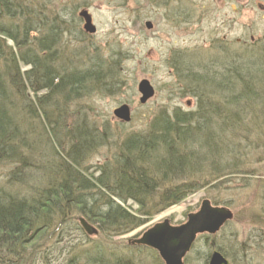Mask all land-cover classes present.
<instances>
[{
    "label": "trees",
    "instance_id": "16d2710c",
    "mask_svg": "<svg viewBox=\"0 0 264 264\" xmlns=\"http://www.w3.org/2000/svg\"><path fill=\"white\" fill-rule=\"evenodd\" d=\"M54 5L58 0H0V165H10L5 174L7 183L0 184V264H51L36 241L49 234L58 212L63 218L64 210L72 207L87 221L95 220L100 234L107 238L76 248L63 264H163L151 248L110 240L147 221L150 212L144 211L147 206L142 199L148 196L149 200L156 189L162 188L159 183L166 184L157 198L168 201L163 208L189 192V188L183 190L184 185H168L186 169L197 168L201 159L206 162L210 156L214 158L210 145L214 149L215 142L225 143L228 132L240 135L241 141L251 134L254 140L264 136V42L246 46L240 42L231 45L229 40V48L233 49L217 47L213 53L209 50L206 59H211L218 69H211V63L206 62L203 72L195 74L187 69L183 74L184 80L191 78L195 82L191 93L205 108H176L172 114L155 120L151 127L158 130L151 136L124 141L127 156L120 162L119 171L109 175L102 168L101 174L92 178V174L82 171L80 160L93 146L88 143L97 136L84 128L63 132L59 116L56 118L50 107L54 102L52 93L77 90L87 77L99 75L90 68L82 72L57 65L61 27L65 16L74 11L65 5ZM63 62L71 65L72 61ZM24 66L27 68L22 70ZM27 90L34 93L33 98ZM209 111L214 115H207ZM36 117L41 118L44 135L34 139L30 126ZM195 139L209 148H196L199 143ZM66 141L70 145L64 149ZM151 146L157 156L148 163L141 154L133 161L128 158L139 148ZM230 147L235 152L242 145L237 150L235 144ZM224 148L227 150V146ZM238 156L235 153L237 166ZM39 166H43V172L37 183ZM57 174L59 182L52 178ZM33 180L36 183L30 187ZM20 184L29 185L31 191L23 195ZM110 184L118 186V190L111 189ZM128 199L139 204L143 218L124 207Z\"/></svg>",
    "mask_w": 264,
    "mask_h": 264
},
{
    "label": "rangeland",
    "instance_id": "374dc122",
    "mask_svg": "<svg viewBox=\"0 0 264 264\" xmlns=\"http://www.w3.org/2000/svg\"><path fill=\"white\" fill-rule=\"evenodd\" d=\"M62 5L74 13L65 16L61 27L63 35L58 43L61 59L57 65L64 70L72 66L82 72L90 68L99 75V79L87 77L77 90H57L52 93L51 99L55 103L50 108L55 111L56 118L59 116L63 132L84 128L97 136L94 142L88 143L93 146L87 148L80 160L82 171L92 174V178L100 175L102 168L109 175L119 171L120 162L127 156L124 141L129 137L146 139L151 136L158 130V127L156 130L151 127L155 120L172 114L176 108L182 111L205 108L191 93L195 82L191 78L184 80L183 74L187 69L195 74L203 72L204 64L211 63V59H206L209 50L211 53L217 47L230 50V43L236 44L237 40L246 46L264 42V0H58L54 7ZM83 9L91 16L95 27L93 33L83 29L84 20L79 16ZM147 22L150 27H147ZM64 60L72 61L71 65ZM211 64L210 67L213 66ZM211 69H218L217 64ZM144 78L153 86L154 94L145 103H140L137 84ZM27 95L33 98L34 93L27 90ZM122 103L130 106L128 122L118 120L112 113ZM207 115L211 117L214 112L209 111ZM41 122L40 117L31 120L30 132L34 139L44 135ZM239 137L228 132L225 143L215 142L214 149L210 145L214 158L210 156L206 162L201 159L200 167L192 166L180 178L173 180L168 186L184 185L183 190L189 188L190 191L166 208L162 205L168 201L157 199L166 184L159 183L162 188L156 189L149 200L148 196L142 199L147 206L144 211L150 212L147 221L127 234L112 237L110 241L127 243L129 238L140 235L164 218L175 225L183 223L186 215L197 210L206 198L214 204L227 206L233 218L213 236L196 240L184 264H205L215 249L226 256L229 264H264V136L254 140L251 134L244 141ZM196 141L200 144L199 140ZM199 144H195L196 148H209ZM233 144L235 150L239 144L242 148L234 152L230 147ZM69 145L66 141L64 149ZM224 146L227 150L223 149ZM153 148H139L128 158L133 161L141 154L144 163H148L157 156ZM235 153L239 155L238 166ZM9 166L0 165V184L7 183L5 174ZM38 168L37 183L41 180L43 166ZM218 172H223V176H216ZM59 175L52 178L59 182ZM35 183L33 180L30 187ZM13 188L19 190L18 186ZM21 188L23 195L32 189L29 185ZM110 188L118 190L115 185L110 184ZM124 207L138 217H144L140 215L139 204L132 199H128ZM64 212L63 218L58 212L49 234L36 241L41 246L40 251L44 248L43 255L51 259V264H63L76 248L88 247L107 238L100 234L95 220L88 222L97 229V233L86 234L78 221L84 217L77 213L76 207ZM30 263L26 261L23 264Z\"/></svg>",
    "mask_w": 264,
    "mask_h": 264
},
{
    "label": "water",
    "instance_id": "95a60500",
    "mask_svg": "<svg viewBox=\"0 0 264 264\" xmlns=\"http://www.w3.org/2000/svg\"><path fill=\"white\" fill-rule=\"evenodd\" d=\"M84 19L83 28L93 33L95 27L87 11L79 14ZM147 27L150 23L147 22ZM139 102L145 103L154 94V89L148 79H141L137 84ZM113 115L122 122L130 120V107L123 103L117 106ZM233 218L232 211L225 205H215L209 199H203L197 210L186 215L183 223L172 224L168 218L153 223L140 235L127 240L130 245L146 246L156 251L163 264H183L187 252L192 247L198 235L217 233L220 228ZM81 227L88 235L97 233V229L84 218L78 219ZM208 264H229L228 260L217 250L209 256Z\"/></svg>",
    "mask_w": 264,
    "mask_h": 264
},
{
    "label": "flooded vegetation",
    "instance_id": "af4514ba",
    "mask_svg": "<svg viewBox=\"0 0 264 264\" xmlns=\"http://www.w3.org/2000/svg\"><path fill=\"white\" fill-rule=\"evenodd\" d=\"M191 1H194V0H191ZM84 23V22H83ZM250 39H253L252 37L250 38ZM223 40H225V39H223ZM253 41V40H252ZM237 42H239V40H237ZM206 237H208L207 235H201V238H206ZM206 240V239H205Z\"/></svg>",
    "mask_w": 264,
    "mask_h": 264
}]
</instances>
